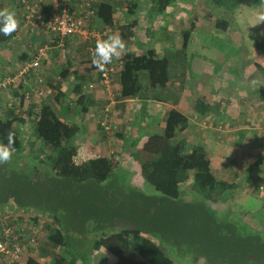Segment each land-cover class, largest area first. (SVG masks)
<instances>
[{
	"label": "crops",
	"instance_id": "obj_1",
	"mask_svg": "<svg viewBox=\"0 0 264 264\" xmlns=\"http://www.w3.org/2000/svg\"><path fill=\"white\" fill-rule=\"evenodd\" d=\"M29 1L39 3L43 18L48 19L57 15L64 3L69 2L77 9L81 0ZM98 1L115 6L114 25L105 26L94 16L87 21L86 29L98 31L99 37L88 34L84 38L67 37L59 41L44 26L29 31L16 0H0V10H14L18 20L14 37L0 47V82L14 76L19 67L35 59L39 48L46 47L39 68L31 70L27 76V84L12 83L8 89H0V115L6 107L16 106L36 116L43 103L51 104L61 121L79 129L73 144L61 150L66 154L65 161L79 168L105 159L116 166L115 170L125 182L147 195H154L153 187L140 176V165L156 156L145 153L142 145L150 135L164 134L168 113L174 110L172 140H184L191 149L202 147L208 155L212 175L217 180L237 185L232 192L222 195L221 201L227 203L224 209L218 208L221 203H212L216 211L222 213L228 209L237 215L240 213L239 216L251 220L250 227L264 231V23L261 21L262 25L253 26L255 20L263 18L244 19L243 32L238 29L236 18L229 21L231 26L227 32L216 31L214 35L224 40L232 39L240 32L241 45H245L218 63L205 61L197 54L188 58L191 36L185 48L180 43V32L184 27H191L193 31L198 26L203 29L213 26V19L205 17L190 22L189 14L195 6L192 0L177 1L166 8L164 15L154 17L148 16L146 0L137 3L134 14L127 12L125 4L128 0ZM133 21H136L134 36L130 40L124 39L118 26ZM234 29L237 31L231 34ZM253 30L261 33L262 41L255 42L254 39L252 42V37L246 35ZM111 35L119 36L125 47L109 63L113 67L109 83L98 85L99 69L89 61V58L93 61L91 45ZM245 40L249 41L247 46ZM148 50L166 58V84L151 87L142 75L143 93L140 96L118 97L121 58L126 52L138 55ZM81 77L85 78L82 89L89 99L84 113L72 105L73 89L80 84ZM57 95L58 102L55 100ZM197 99L204 103L200 108H204L203 113L195 110ZM180 119L186 121L183 127L177 124ZM24 130L22 126L23 134ZM189 181L191 183V177L185 183ZM145 186L151 187L152 191ZM184 192H188V187ZM232 204L238 210L228 207ZM35 226L37 228V224ZM28 258L40 264L50 261L39 250L24 245L20 264H25ZM170 259L176 264L174 257ZM189 261L206 262L203 257L189 258ZM189 261L185 259L183 264ZM75 264H115V258L103 248L92 251L91 243L87 258L80 257Z\"/></svg>",
	"mask_w": 264,
	"mask_h": 264
},
{
	"label": "trees",
	"instance_id": "obj_2",
	"mask_svg": "<svg viewBox=\"0 0 264 264\" xmlns=\"http://www.w3.org/2000/svg\"><path fill=\"white\" fill-rule=\"evenodd\" d=\"M139 1L126 2L129 14H134ZM146 1L148 16L154 17L164 15L175 2L186 0ZM193 3L196 7L191 8L190 22L198 12L208 11L218 32H227L231 26L229 12L243 7L241 0ZM89 8L103 25H114V5L97 1ZM135 27L133 21L118 26V31L130 40ZM191 32V27L180 32L182 47H186ZM14 35L15 31L8 36L0 34V47ZM95 46L91 45V57ZM89 61L97 68L90 58ZM109 66L98 68L96 84ZM167 71L166 58L152 50L138 55L126 52L121 58L118 97L140 96L143 74L151 87L164 86ZM79 79L80 84L73 89L72 105L84 113L89 99L82 89L85 78ZM203 105L202 100L195 101L197 113L204 112V108L200 109ZM174 116L176 112L171 110L164 134H152L142 145L145 153L156 156L140 165L141 178L155 191L154 195H147L120 182L116 166L105 159L79 168L65 161L66 154L61 150L73 144L79 129L61 121L51 104L43 103L36 116L16 106L6 107L0 115V140L6 142L8 132L14 133L16 151L10 161L0 163V215L5 210L20 211L10 223L13 232L20 230L19 224L26 227L29 237L35 235V244L23 243L48 257V264H75L83 257L68 249L69 234L73 233L90 235L92 251L105 249L114 256L115 264H172L173 252L189 255L187 258L203 257L207 264H264V231L250 227L231 210H223L222 214L209 205L225 203L222 195L237 185L212 175L202 147L191 149L184 140H172ZM178 123L183 127L186 121L180 119ZM22 126L26 134L21 131ZM189 175L190 189L196 196L187 201L182 199L180 185ZM25 264L40 263L28 258Z\"/></svg>",
	"mask_w": 264,
	"mask_h": 264
},
{
	"label": "built area",
	"instance_id": "obj_3",
	"mask_svg": "<svg viewBox=\"0 0 264 264\" xmlns=\"http://www.w3.org/2000/svg\"><path fill=\"white\" fill-rule=\"evenodd\" d=\"M23 12L24 23L29 31H34L39 26H44V29L51 35L57 37L59 41L67 37L84 38L86 36L97 38L101 35L96 30L88 31L87 21L94 16V11L89 7L92 3L98 0H81L78 3V8L73 9L69 2L64 3L59 13L48 19L43 18L41 5L37 2H30L29 0H16ZM67 1V0H64ZM105 33V31L103 32ZM46 47L37 50L36 57L33 61L26 63L18 68L16 74L12 77H5L0 82V89L6 90L12 83L27 84V76L31 70H36L40 66V59L44 55ZM62 54H64V46L61 42ZM113 72V67L109 66L104 69L101 75V80L98 85H107L109 83V76ZM92 86V85H90ZM39 93H41L39 91ZM20 211L5 210L0 215V264H20L23 253V246L25 241L30 244H35L36 236L29 237L25 231V226L18 224L19 231L13 232L11 221L19 216ZM31 224L29 225V227ZM14 233V234H13Z\"/></svg>",
	"mask_w": 264,
	"mask_h": 264
},
{
	"label": "rangeland",
	"instance_id": "obj_4",
	"mask_svg": "<svg viewBox=\"0 0 264 264\" xmlns=\"http://www.w3.org/2000/svg\"><path fill=\"white\" fill-rule=\"evenodd\" d=\"M241 3H242L241 5H243L242 8H239L238 10L233 9L232 11L229 12L230 20L233 21L234 18L237 19V21H238L237 27L239 30H241V32L244 31L243 26H246V23H243L244 19H246V18H248V19H250V17L263 18V19H259L260 21L255 20L253 22L254 27L259 26V24L262 25V22L264 23V0H241ZM206 12H208V11L202 10V11L198 12L197 16L194 17L193 19H195V21H198L197 17H201V18L205 17V19H209L210 14L206 13ZM189 16H192V14H190ZM190 19H191V17H190ZM191 21H193V20H191ZM235 31H237V30L234 29L231 32V34ZM214 33H217V32L212 25H210V27H207L205 29L199 28V26L197 27L196 30L194 29L191 33V41L189 42V46L187 49L188 58H190L192 56V54H194V55L197 54V55H201V57L205 61L207 59V61L212 60V61H217L218 63H222V61L228 57V54H231L233 51L236 52V50L239 49V46L245 47V45L244 46L241 45L242 33H240V32L238 35L234 36L232 39H229V40H224L221 37L217 38L216 35H214ZM249 33L246 35L249 38L252 37L251 38L252 42L254 39H255V42H258V41L260 42L263 40L261 33L259 34V32H256V30L250 31ZM246 35H245V38L247 37ZM243 36H244V33H243ZM245 42H246V46H247L248 45L247 42H249V41L245 40ZM143 75H145L147 78L146 74H143ZM119 180H120V182H125L120 177H119ZM125 184H127V183H125ZM190 185H191L190 181L180 185V190L182 191L181 193H182V199L183 200L195 199L196 195L190 189ZM145 187H147V189L150 190V192L152 191L151 187H149V186H145ZM187 187H188V192H184V190ZM153 193H154V191H153ZM209 205L211 206V208H213V210H216L212 204H209ZM226 205H227V203H221L220 205H218V208L224 209L226 207ZM228 207L230 209H233L234 211L238 210L237 206H235L233 204L228 205ZM238 214L240 215V213H238ZM216 215H218V214L216 213ZM13 217L16 218L17 216H13ZM229 217H231V216H229ZM241 217L245 219L244 220L245 223H247L248 225H249V223L251 224V220H247L249 218L243 217L242 215H241ZM230 219H233V218H230ZM69 243H70V245L68 246V249L70 251L79 252L80 254L85 256V258H87V256L89 255V252L91 250L92 237L90 235L89 236H81V235H78L76 233L69 234ZM136 246L137 245H135V247ZM200 252H202V251H200ZM100 255H99V257H100ZM173 255H174V259L176 261L175 262L176 264H183V261L185 259L187 261H189V258H187L189 255L182 256V254L175 253V252H173ZM191 258L195 259V257H191ZM85 260H87V259H85ZM188 264H207V262L204 263V262L200 261V262H193L192 263L191 261H189Z\"/></svg>",
	"mask_w": 264,
	"mask_h": 264
},
{
	"label": "clouds",
	"instance_id": "obj_5",
	"mask_svg": "<svg viewBox=\"0 0 264 264\" xmlns=\"http://www.w3.org/2000/svg\"><path fill=\"white\" fill-rule=\"evenodd\" d=\"M17 26L18 20L14 10H0V34L8 36ZM124 47L123 41L116 35L97 41L93 50V64L103 70L107 64L112 62L114 57L121 54ZM15 151L14 133L10 131L7 134L6 142L0 140V163L10 161Z\"/></svg>",
	"mask_w": 264,
	"mask_h": 264
}]
</instances>
